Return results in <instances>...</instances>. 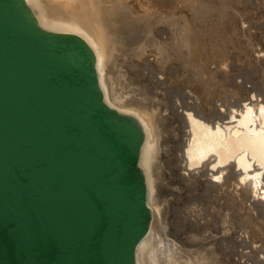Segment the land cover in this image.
<instances>
[{"label": "bare ground", "instance_id": "1", "mask_svg": "<svg viewBox=\"0 0 264 264\" xmlns=\"http://www.w3.org/2000/svg\"><path fill=\"white\" fill-rule=\"evenodd\" d=\"M26 2L89 43L105 101L143 128L137 264H264V0Z\"/></svg>", "mask_w": 264, "mask_h": 264}, {"label": "water", "instance_id": "2", "mask_svg": "<svg viewBox=\"0 0 264 264\" xmlns=\"http://www.w3.org/2000/svg\"><path fill=\"white\" fill-rule=\"evenodd\" d=\"M96 63L80 35L0 0V264H137L144 131L107 104Z\"/></svg>", "mask_w": 264, "mask_h": 264}, {"label": "rangeland", "instance_id": "3", "mask_svg": "<svg viewBox=\"0 0 264 264\" xmlns=\"http://www.w3.org/2000/svg\"><path fill=\"white\" fill-rule=\"evenodd\" d=\"M142 41H144L143 38H142ZM148 43L149 42L147 41L146 44L149 46L150 44H148ZM147 51H148V49H147ZM112 61L113 62H112V68H111V76L113 77L114 82L117 83L118 87H120V89H123V90L127 91L129 89V87L127 86L128 85L127 83L119 85V78H121V77L119 75L118 63H120V59L118 57L114 56ZM125 69L126 68L124 67V70ZM128 75H130V74H128ZM126 82H128V80H126Z\"/></svg>", "mask_w": 264, "mask_h": 264}]
</instances>
